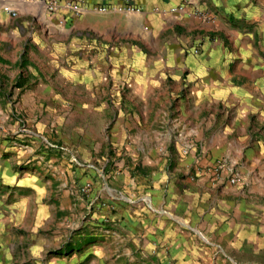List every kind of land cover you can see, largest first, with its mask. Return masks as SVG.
I'll return each instance as SVG.
<instances>
[{"label":"crops","instance_id":"crops-1","mask_svg":"<svg viewBox=\"0 0 264 264\" xmlns=\"http://www.w3.org/2000/svg\"><path fill=\"white\" fill-rule=\"evenodd\" d=\"M131 2L143 14L20 9L18 19L72 37L60 59L21 79V110L34 121L20 158L36 170L16 176L0 161V264H264V0ZM182 2L197 4L174 19L170 10ZM195 9L212 20L195 18ZM173 25L182 34L160 49L164 57L130 61L136 41ZM73 31L98 36L86 50L103 62L73 58V41L86 43ZM163 103L166 123L178 115L196 143L160 148L148 139ZM203 124L214 130L209 145ZM108 148L122 157L117 172L107 171L109 184L81 166ZM234 176L240 183H230Z\"/></svg>","mask_w":264,"mask_h":264},{"label":"rangeland","instance_id":"rangeland-1","mask_svg":"<svg viewBox=\"0 0 264 264\" xmlns=\"http://www.w3.org/2000/svg\"><path fill=\"white\" fill-rule=\"evenodd\" d=\"M129 1L128 5L134 8L135 11L133 13L121 14L127 16L143 14V9L140 6L131 2V0ZM253 1L260 2V0ZM188 4L196 5L197 2H182L179 6L171 8L170 14H172L174 19L179 18V14L186 13ZM192 15H194L195 18H205L206 22L212 20V18L205 16L203 12L197 9H195V12H192ZM177 26L178 25H173L172 29L160 31L159 34L153 32L152 37H150V42L145 41L144 38H141L140 41H136L133 45L135 53L128 57L130 61L139 67V65L146 63L149 58L153 59L151 60L152 62H156L159 57H164L163 54H160V49L165 46L167 47L169 38L174 35H177L178 38L181 37L182 33L177 30ZM61 36L60 31H56L53 27L50 30L47 26L42 25L38 21L29 22V20L24 17L18 20H12L0 13V161L11 162L13 164V172L16 176H24L27 173L34 174L36 167H31L33 162L28 163V160L20 158V156H22L20 152H24V147L29 145L27 141H21L26 140L21 136L24 133L23 131L31 129V126H33L31 122L34 120L30 119L28 116L29 113H24L21 110V99L25 90L15 88V86L18 84L19 80H23L24 76H26L24 78L30 77L28 73L29 69L33 70L44 65L49 66L61 58L60 54L64 52L65 49L63 48L68 45L72 35L66 39H63ZM73 37L86 40V43L81 44H75V41H73V49L75 48L74 50L76 51L73 53V58L82 59V62H86V60L91 62L93 61L92 58L95 62H97L98 59H100L98 61L99 63L103 62L100 54L95 55L93 52L86 50V48H91L94 43L98 44L97 42H92L99 41L98 36L90 31H73ZM184 37L188 38L189 36L186 33ZM156 65H158V63ZM91 66L92 65H90L88 69H90ZM174 74V78L169 80L176 83L178 75H176V72ZM157 106L162 111L160 116H158V134L149 135V140L151 139L153 143L160 145V148H162V146H167L168 148L169 146V148L171 147L173 149H176L178 144L181 145L186 137L189 140L194 139L196 143L195 140L198 137L197 135L186 136L182 134L181 127H177V125L179 126L180 124L178 115L175 114L173 116L172 123H166L167 120L164 119L165 111L169 108V104L163 103ZM172 106L174 110H176L178 107L177 102L173 103ZM38 121L39 120H37V122ZM211 121V118L205 120L206 124H209ZM219 122L221 121H217V127L220 126ZM168 127H170V130ZM203 128L205 131L207 130L205 124H203ZM213 131V129L206 131L204 135L205 144L209 145V138ZM216 136L218 137V135ZM101 137L104 139V136ZM120 137L121 136H118V139H120ZM201 137L202 136H199L200 140ZM257 141L261 142L262 140L257 139ZM262 143L264 144V139ZM189 150L190 149H185L182 155L188 156ZM119 154L120 152L117 149L108 148V151L103 149V151L98 154L99 157L97 159L99 162H97V164L92 162L91 164H87L88 166L83 164H81V166L97 169L106 177L105 181L109 184V181H112V179L107 177V171H118L119 168L115 165L117 160L122 159ZM36 155H38V153ZM74 160L77 161L76 159H73V161ZM79 189L81 194L87 195L91 191L92 185L86 184Z\"/></svg>","mask_w":264,"mask_h":264},{"label":"built area","instance_id":"built-area-1","mask_svg":"<svg viewBox=\"0 0 264 264\" xmlns=\"http://www.w3.org/2000/svg\"><path fill=\"white\" fill-rule=\"evenodd\" d=\"M129 0L124 2V5L109 6L105 4H91L88 0H0V12L7 15L12 20L19 18V11L23 6H37L41 7L49 14H55L62 10L71 12L76 17H81L89 13L95 14H121V13H133L134 8L128 5ZM194 55L199 54V50H193ZM52 148L56 146L51 145ZM223 165L220 164L213 168V172L216 175H220ZM230 183L235 185L240 183V179L234 176L230 179ZM90 187V186H88Z\"/></svg>","mask_w":264,"mask_h":264},{"label":"trees","instance_id":"trees-1","mask_svg":"<svg viewBox=\"0 0 264 264\" xmlns=\"http://www.w3.org/2000/svg\"><path fill=\"white\" fill-rule=\"evenodd\" d=\"M24 86V82L21 80L18 81V84L16 85L17 88H22Z\"/></svg>","mask_w":264,"mask_h":264}]
</instances>
